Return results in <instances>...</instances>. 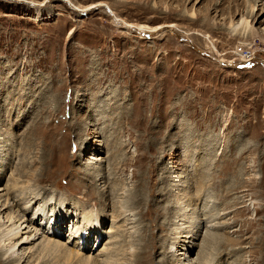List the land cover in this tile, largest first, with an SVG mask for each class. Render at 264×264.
Listing matches in <instances>:
<instances>
[{
  "label": "rangeland",
  "instance_id": "374dc122",
  "mask_svg": "<svg viewBox=\"0 0 264 264\" xmlns=\"http://www.w3.org/2000/svg\"><path fill=\"white\" fill-rule=\"evenodd\" d=\"M243 16L248 28L235 29ZM239 46L255 61L239 64L232 54ZM1 158L0 196L18 170L27 193L14 188L7 195L39 192L37 223L53 203L65 202L72 218L63 239L85 211L99 216L110 236L135 239V252L149 240L169 246V218H160L163 230L152 228L143 204L131 212L133 229L119 228L121 220L111 229L121 204L103 198L106 192L125 208L142 185L153 201L166 186L170 205L191 193L190 212L203 224L214 214L224 216L217 226L226 224L221 231L196 224L201 237L189 247L196 244L194 253L185 249L191 257L179 256L183 264L198 258L206 239L207 261L224 251L231 255H220L223 264H264V0H0ZM48 198L52 204H44ZM6 208L5 219L12 214ZM87 229L79 226L80 236ZM108 237L100 236L96 251ZM36 243L32 252L42 247ZM30 247L20 263L0 253V264H61L35 261L41 251L26 259ZM148 251L143 264L165 257L152 244Z\"/></svg>",
  "mask_w": 264,
  "mask_h": 264
},
{
  "label": "bare ground",
  "instance_id": "6f19581e",
  "mask_svg": "<svg viewBox=\"0 0 264 264\" xmlns=\"http://www.w3.org/2000/svg\"><path fill=\"white\" fill-rule=\"evenodd\" d=\"M254 7L256 6L253 3L250 9L251 12H253ZM247 19H248L247 16L246 17L243 16L242 19L240 20L241 22H239L237 25L234 26L235 29L241 26H245L248 28L247 25L249 24H248ZM128 26L131 28H135L141 32L153 31L151 28L142 26V25L134 26L130 24ZM26 144H29V143L26 141ZM89 151H91V149H89ZM0 163H5L4 158H1ZM60 166L62 167V165ZM1 168H0V173L3 172ZM13 174L14 176H16L12 179L14 181L13 184L8 185L6 189H3V192L5 191V196H3L6 198L5 201H2L3 197L0 196V253L3 256H6L7 257L6 259L9 260L10 262L20 263L25 257V253H26L25 252L26 248H24L25 245H29V246L31 245L33 247L29 248V251H28L29 254L26 256V259L30 257L33 258V255L36 252L41 251L38 254L37 258L35 257L36 258L35 261H39L40 259L42 260V258L44 257H52V260H55L56 262L61 263V264H143L146 259L148 260V258L151 257V251H148V249H150L151 244H152V248H154V250L163 249L165 257L166 255L168 256L167 260H165V257H163L162 261L160 260L161 263L159 264H170V263L172 264V262L173 264H178V263L183 264L184 259L182 261V259L179 256L188 255L187 257H191L189 253L185 252V249L188 250L190 253H194V247L196 244L194 243V246L191 249L189 247L192 244L193 240H198V237L199 238L201 237L199 236V234L201 233L199 232L200 230L199 231L196 230V227H197L196 224L198 225V227L200 225H203V227H206L207 229L211 228L215 231H221L226 226L225 223H224V226L222 225L217 226L218 223L216 220L218 218L216 217L217 219L216 218H215L216 220L214 219L216 214H214L213 221H209L210 219H212L211 217V218H208L209 220L207 219V221H205V223L203 224L202 221L204 220L200 218V216L198 215L197 212H195V210L193 213H191L190 211L192 210V208H194L191 202L193 203L195 202L194 201L195 198L194 199L192 198L191 193L188 196L185 194L186 197L181 196L182 198L180 196H175L176 200L174 201V203L176 206H172L169 204V201H168L169 199L167 197V192H166L168 188L166 186L163 189H161V191L157 190V193L152 194L150 192L152 196L161 194L160 197L162 198V200L159 201L155 199L153 201V198H150L149 195H147L148 193L147 194L145 193V190L143 189L145 187L144 185H142L141 189L137 190L136 193L131 195V199L129 198L128 201L123 203L126 206L125 208L122 207V203L118 201L117 197H114V196L111 197V195L106 196V192H104L103 198H105L106 202L109 205L111 201H113L112 204L115 203V205L116 203L121 204L120 206H118L117 208H114L113 210L114 213H112V215L114 219L113 221H115V223L114 225L112 224L111 229L117 228L116 224H118V220H121V224H122V226L120 225L119 228L124 227L123 229H126V231L133 229L134 227L133 225L137 223V221H134L135 215H133L131 212H133V210L135 209H138V207L143 204H146V205L149 204L150 208L148 209L147 215L152 219L151 221L152 228H158L159 230H163L165 228V222H162V223L159 222L160 218H165V219L169 218L170 219L169 222H174L173 224L174 228L171 230L172 237H170L169 239V244H170L169 246H167L166 244L167 241L160 242L158 245V243H156L155 241L151 242L149 240V243H145L141 245V248H139V252L138 251L135 252V242H134L135 239H133V241L132 240L128 241V239L131 238L130 236L124 239L123 241H119V237L121 236H110L111 232L108 233V232L102 231V226L104 224L101 218L97 215H93L85 211H83L80 214L82 215L81 216L82 220L80 221V219H78L79 224L76 225V222L74 221L73 222L74 225L71 227L70 233L68 234L67 238L63 239L62 229L66 225L65 221L69 218L70 219L72 218V214H70V212L65 211V202L61 199L60 201L53 203V198H48V200H45L44 204L52 202L54 206L56 207L52 211V214H49L43 211L44 217L42 218V223L41 224L37 223V220H36L37 215L40 213V208L43 207L41 206V202L37 206L34 205L35 203L34 200L36 201L39 200V196L36 195L39 192H33V194H31V197L29 196V198L31 199H29L28 196L26 197V194L25 195L20 194L19 196H14L13 197L14 201H13V198L8 197L7 195V193L10 190L12 191L13 189L15 191L16 189V192H17L18 188L19 190H22L24 187H29L28 185L23 186L24 185L23 183L21 184V182H23L21 181L22 174H20V172L18 173V170H15V173L13 171ZM110 185H111L110 188H113V186L116 187L115 182H112ZM240 188H241L240 186L236 188L231 187L229 191L230 190L236 191ZM202 189L203 188H201V190ZM201 190H199V192L196 193V195H198L200 192L203 191ZM25 191H26V188L22 190V193H24ZM21 196L22 198H20ZM49 196H52V195H49ZM27 199L28 201H26ZM205 200H203L204 204H205ZM11 202L13 203L10 206ZM208 202L209 201L206 200V203ZM8 205L10 208L9 210H12V214L9 212V214L7 215V218L5 219L4 214L8 210V208L5 209V207ZM172 207H174L173 209L176 210L175 213L169 212ZM14 209L15 210L17 209V210L14 211ZM31 209L34 211L32 213L33 217L30 220L29 218H27V214L29 213ZM15 213H17V215ZM209 213L207 212V214ZM217 214H220V213H217ZM234 214L239 215L241 214V212L237 210V212ZM202 216H208V215L202 214ZM223 217L224 216L221 215L219 219H222ZM174 218L179 219V220L175 221ZM214 222H215L214 226L212 225L211 227H208L209 224H213ZM81 225H85L88 229L87 231L85 230L84 233L80 236L79 226ZM39 226L41 227V229L39 228ZM151 226L149 227L151 228ZM107 234H109V237H111V238L108 237L110 240L106 242V245L103 246V248H100L98 251H96V249L94 248V245L96 244V242L99 241L100 236L103 237V235H107ZM227 236L228 238L226 237L224 238L226 242L227 243L231 242V244H233V239L229 235ZM76 237H79L78 243L76 244V246H73L72 243L74 242V239ZM112 239L113 241L118 239V241L113 242ZM224 239H223V243L221 242L220 244L223 249H224V246L227 244ZM38 240L41 243L39 246H42V247L37 248L35 252H32V250L35 247H37L36 242ZM145 240L146 238H144V241ZM184 240L188 241L187 246L185 247L180 245L182 241ZM209 247H210L209 240L207 239L204 240V244L202 245V250L199 251L198 253V258L195 260L194 258L189 259L190 264H223L222 260H219V258L221 257L220 255L225 254L222 257H228L231 255L230 253H226L224 251H218V257L216 258L215 262L207 261L206 257L210 250ZM19 251H22V252L20 253ZM229 252H232V251H229ZM149 262H152V259Z\"/></svg>",
  "mask_w": 264,
  "mask_h": 264
},
{
  "label": "built area",
  "instance_id": "2783aa9c",
  "mask_svg": "<svg viewBox=\"0 0 264 264\" xmlns=\"http://www.w3.org/2000/svg\"><path fill=\"white\" fill-rule=\"evenodd\" d=\"M208 45L211 46L212 51L220 57L219 52L214 48L213 41L210 40V38H207ZM234 57H237L239 60V64H248L255 61L254 59V53L252 50L248 49V47H236L235 50L232 52Z\"/></svg>",
  "mask_w": 264,
  "mask_h": 264
}]
</instances>
